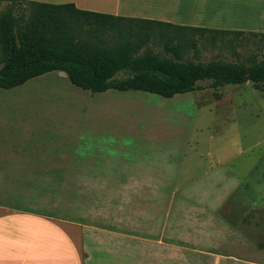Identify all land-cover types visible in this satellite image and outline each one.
Returning <instances> with one entry per match:
<instances>
[{
	"label": "rangeland",
	"instance_id": "374dc122",
	"mask_svg": "<svg viewBox=\"0 0 264 264\" xmlns=\"http://www.w3.org/2000/svg\"><path fill=\"white\" fill-rule=\"evenodd\" d=\"M206 37H197L198 49H190L187 59L204 63L264 60V36ZM149 47L162 51L154 43ZM55 77L53 73L37 80L33 93L28 92L32 99L58 107V112L47 115L49 120L67 122L65 134L51 135L50 140L83 142L82 150L97 153V159L104 161V171L124 166L136 176L142 159L155 162L162 173L178 174V190L159 193L166 234L155 240L147 221L145 244L130 237L129 264H249L251 246L264 248V91L247 83L170 99L143 91L112 90L102 96L74 86L68 78L63 82ZM85 141L96 145L85 147ZM192 176L213 179L218 193L235 195L209 205V193L184 189ZM33 180H48L55 186V191L47 192L54 195L51 202L64 198L67 217L97 220L106 227L116 228L120 223L115 215L121 211L124 194L131 201L138 197L136 192L121 191L119 180L103 176L86 177L82 184L72 176L11 177L9 182L24 190ZM38 193L43 194L42 189ZM140 195L146 201L144 193ZM53 206L49 211L58 214ZM238 235L246 239L247 246H240Z\"/></svg>",
	"mask_w": 264,
	"mask_h": 264
},
{
	"label": "crops",
	"instance_id": "0c3cea01",
	"mask_svg": "<svg viewBox=\"0 0 264 264\" xmlns=\"http://www.w3.org/2000/svg\"><path fill=\"white\" fill-rule=\"evenodd\" d=\"M22 1L74 4L78 9L99 14L264 36V0ZM6 3L10 2L0 1V12ZM53 73L63 82L68 78L64 72L53 71L12 89L0 88V264H129L130 237L137 239L139 245L145 244L147 221L153 228L155 240H161L166 234V230H162L159 193L177 191L178 174L162 173L155 162L147 163L142 159L136 176L130 175V170L127 172L124 166L123 170L114 167L104 171L101 169L104 161L97 159V153L82 150L83 142L50 140L51 135L65 134L67 122L49 120L47 115L58 112V107L37 97L32 99L28 92L33 93L37 80ZM33 81L35 83L29 85ZM28 85L27 90L22 89ZM109 91L97 94L104 96ZM102 128L105 129V125ZM87 144L96 145L85 141V147ZM54 176H72L77 184H82L86 177L103 176L106 180H119L121 191L136 192L138 197H132L134 201H131L130 196L123 195L121 211L115 215L120 223L113 228L97 220L67 217L64 198L51 202L54 195L50 197L47 189L55 191V186L48 180H33L24 190L9 182L11 177ZM214 182L192 176L185 182L184 189L209 193V205L221 204L234 194L218 193ZM41 189L43 194L38 193ZM141 193L146 201L141 200ZM51 205L58 214L49 211ZM238 238L240 246L248 245L244 237L238 235ZM141 251V248L137 251L139 260L143 256ZM249 264H264V248L251 246Z\"/></svg>",
	"mask_w": 264,
	"mask_h": 264
},
{
	"label": "trees",
	"instance_id": "16d2710c",
	"mask_svg": "<svg viewBox=\"0 0 264 264\" xmlns=\"http://www.w3.org/2000/svg\"><path fill=\"white\" fill-rule=\"evenodd\" d=\"M0 1L10 2L0 12L2 89L61 71L73 85L93 93L143 91L170 99L247 83L264 91V60L204 63L186 58L190 49H198V36L216 39L243 32L99 14L74 4ZM150 43L162 51L154 52Z\"/></svg>",
	"mask_w": 264,
	"mask_h": 264
},
{
	"label": "bare ground",
	"instance_id": "6f19581e",
	"mask_svg": "<svg viewBox=\"0 0 264 264\" xmlns=\"http://www.w3.org/2000/svg\"><path fill=\"white\" fill-rule=\"evenodd\" d=\"M182 109V108H181ZM184 116V115H183Z\"/></svg>",
	"mask_w": 264,
	"mask_h": 264
}]
</instances>
